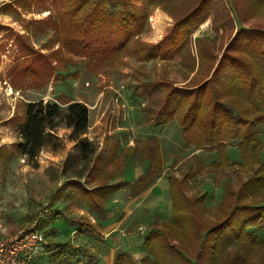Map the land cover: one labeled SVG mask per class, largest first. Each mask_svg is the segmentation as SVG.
Here are the masks:
<instances>
[{"label": "trees", "instance_id": "1", "mask_svg": "<svg viewBox=\"0 0 264 264\" xmlns=\"http://www.w3.org/2000/svg\"><path fill=\"white\" fill-rule=\"evenodd\" d=\"M157 6L171 15L173 24L158 42H142L137 36L146 27L150 8ZM1 9L14 18L49 11L39 20H22L25 29L37 35L50 28L47 42L58 44L54 53L81 54L86 69L113 66L126 53L182 68L181 82L162 74L135 85L137 96L146 97L140 111L155 129L174 123L184 148L214 152L215 159L206 164L192 154L194 166L180 179L167 175L170 218L152 217L142 240L143 257L135 261L118 248L113 264H264V199L246 200L264 193V0H14ZM203 26L210 35L199 33ZM17 38L24 50L34 51L26 35ZM22 109L21 118L9 120L17 141L11 147L0 145V167L6 169L16 154L37 167L42 150L59 148V138L47 129L61 121L70 130L73 149L62 165L66 180L55 192L57 200L104 212L116 192L136 198L165 169L161 140L154 134L125 146L106 141L109 148L95 152L85 136L89 114L81 101L38 99L23 103ZM229 144L236 146L238 160L230 159ZM135 156L146 167L130 180L124 172ZM234 167L242 174L251 172L247 178L237 173L236 187L228 174ZM206 171L224 179L212 212L205 193H186L187 181Z\"/></svg>", "mask_w": 264, "mask_h": 264}, {"label": "rangeland", "instance_id": "2", "mask_svg": "<svg viewBox=\"0 0 264 264\" xmlns=\"http://www.w3.org/2000/svg\"><path fill=\"white\" fill-rule=\"evenodd\" d=\"M12 1L14 0L0 4V145L11 147L17 141V134L10 126L9 120L12 116L22 117L23 103L38 99L65 103L71 99L85 103L88 108L89 126L85 136L93 141L95 152L102 153L105 148H109L110 144H106V141L112 143L118 140L122 146H125L133 144L136 140L142 141L151 134L159 137L165 158V169L155 184L156 188L161 187L162 183L165 188L168 174L180 179L189 166L193 167L194 163L189 159L192 154H198L206 164L215 159L214 152L184 148L174 123L159 130L157 129L159 127L155 129L144 122L140 107L146 103V97L137 96L139 89H136L135 85L152 78L158 79L162 74L176 82H181L182 68L177 64L164 65L163 61L157 58L137 60L134 55L126 53L113 66L89 65L86 69L81 54L69 57L67 53H54L58 44L47 42L51 34L50 28L44 34L37 35L25 29L22 20L28 21L33 18L39 20L47 16L49 11L33 10L34 12L22 13L20 18H14L3 13L1 9ZM172 24L173 18L167 11L158 6L152 7L146 27L137 38L145 43L158 42ZM21 33L26 35L29 43L33 45V52L23 49V43L17 38ZM199 33L210 35L205 26L199 30ZM47 131L59 138L60 145L56 151H41L37 157V167L28 163L25 157L16 154L6 166L9 171L0 169V178L3 179V187L0 188V207L6 208V212L2 209L0 211L5 213L0 215V219L3 220L1 227L4 229L3 232L0 231L1 236H11L34 227L44 234L46 245L49 239L54 240L55 237L56 240V236L47 232V226L51 223L48 220L53 215H59V211L62 210L60 205L55 203L58 200L55 198V193L53 194L52 186L55 179L61 177L64 159L73 149V142L69 139L70 130L61 121L56 120L53 129ZM260 138L264 143V130L260 132ZM227 152L232 161L238 160L236 146L229 144ZM19 158H22V161ZM44 165L46 167L42 169ZM145 167L146 161L135 156L128 162L124 175L132 180L143 172ZM242 171L238 167L230 169L229 181L233 187L238 184L237 173L242 174ZM18 172L21 173L20 176L22 172L25 173L26 178L25 182L21 183V188H14L13 180L21 177L14 179L12 175L17 176ZM245 173L246 171L242 174L245 178L251 174V172ZM215 174L216 172L206 171L195 174L187 181L189 183L186 188L187 195L192 196L199 191L206 194L205 203L210 210L208 212H212L221 199L220 185L224 179H221V176L216 177ZM81 180L84 178L82 177ZM260 194L246 200L250 203L259 202L261 198L264 199V193ZM169 200L167 193H164L162 201L156 205H147V202H143L133 207L120 228L123 233L120 241L129 240L132 250L137 253L142 251L141 241L145 230L139 231V226L146 229L155 215L160 219L170 218ZM117 204L124 208L123 192ZM68 207L72 209L69 212L72 216H78L80 211H86L78 204L75 207L73 205ZM120 212L116 216L124 214ZM8 215L10 217L6 219ZM61 239L63 237L57 238L56 242H64ZM64 240L66 241L67 238ZM118 242L119 240L117 245ZM123 243L121 242V247L124 246ZM66 264H75V261L73 259Z\"/></svg>", "mask_w": 264, "mask_h": 264}, {"label": "crops", "instance_id": "3", "mask_svg": "<svg viewBox=\"0 0 264 264\" xmlns=\"http://www.w3.org/2000/svg\"><path fill=\"white\" fill-rule=\"evenodd\" d=\"M19 160L22 161V158H19ZM45 167L46 166L44 165L42 169H44ZM0 169L3 170L4 168L0 167ZM7 171L9 170L7 169ZM140 174H138L137 176H139ZM20 175V172H18L17 176L12 175L14 179L17 177H21L18 180H13L12 186L14 188H21V183L25 182L26 174H23L22 172V176ZM65 180L66 179H64L62 176H58L55 179L54 186H52V188H54L53 194L62 184L65 183ZM2 181L3 179L0 178V188L3 187ZM156 182L152 185V187L147 189L144 193L136 198H128L123 191L116 192L113 197L107 201L104 212L92 211L82 202L68 200L55 201L56 204L60 205L62 210L59 211V215H56V217L53 218V221H51L50 225L47 226V232L52 231L53 236H56V240L55 237L54 240L49 239L48 244L45 246V251L38 255L29 264H66L68 262H72L73 259L75 261V264H113L114 256L118 248L127 251L131 254L132 258L135 261H138L141 257L144 256L143 251L137 253L132 250L129 244V240H127L126 242L125 240L120 241V237L123 234L120 228L122 227L126 216L130 212H132L133 207L135 208L137 207V205L143 202H147V205H156L157 203L162 201L164 193H167L168 195L167 179L165 182V188L163 187V183L161 184V187L156 188ZM5 184L7 185L8 183L6 182ZM122 192L125 202V206L123 209L117 204ZM169 203L171 207L170 200ZM76 204L86 209V211H80V214L78 216H72L69 213L72 209L68 206L73 205L75 207ZM1 209L2 207H0V211ZM2 210L6 212V208ZM119 211L123 212L124 214H119L116 216ZM0 215H5V213H0ZM9 217L10 216L8 215L6 219H9ZM2 221L3 220L0 219L1 232L4 231V229H2L1 227ZM53 236L50 238L52 239ZM59 237H63V239L61 240L64 241L60 244L65 243L68 245L57 247L56 244L59 243H57L56 241L57 238L59 239ZM64 238H67V240L65 241ZM118 240L119 244L117 245ZM121 242H125L123 243L124 246L122 247ZM70 248L76 249L75 252H72V250L74 249Z\"/></svg>", "mask_w": 264, "mask_h": 264}, {"label": "built area", "instance_id": "4", "mask_svg": "<svg viewBox=\"0 0 264 264\" xmlns=\"http://www.w3.org/2000/svg\"><path fill=\"white\" fill-rule=\"evenodd\" d=\"M145 228L139 226V231ZM44 234L32 228L11 236L0 235V264H29L45 251Z\"/></svg>", "mask_w": 264, "mask_h": 264}, {"label": "bare ground", "instance_id": "5", "mask_svg": "<svg viewBox=\"0 0 264 264\" xmlns=\"http://www.w3.org/2000/svg\"><path fill=\"white\" fill-rule=\"evenodd\" d=\"M7 1H9V0H0V4L7 2Z\"/></svg>", "mask_w": 264, "mask_h": 264}, {"label": "water", "instance_id": "6", "mask_svg": "<svg viewBox=\"0 0 264 264\" xmlns=\"http://www.w3.org/2000/svg\"><path fill=\"white\" fill-rule=\"evenodd\" d=\"M5 3V2H4Z\"/></svg>", "mask_w": 264, "mask_h": 264}]
</instances>
